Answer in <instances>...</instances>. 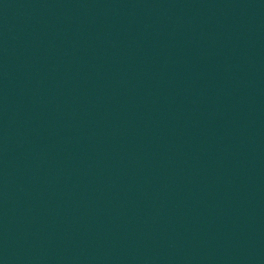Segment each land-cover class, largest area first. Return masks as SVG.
Returning a JSON list of instances; mask_svg holds the SVG:
<instances>
[{"label":"water","instance_id":"water-1","mask_svg":"<svg viewBox=\"0 0 264 264\" xmlns=\"http://www.w3.org/2000/svg\"><path fill=\"white\" fill-rule=\"evenodd\" d=\"M0 264H264V0H0Z\"/></svg>","mask_w":264,"mask_h":264}]
</instances>
